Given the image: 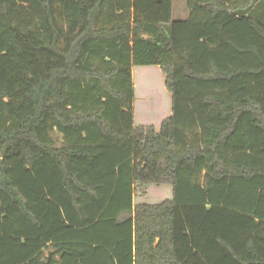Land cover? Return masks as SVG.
Masks as SVG:
<instances>
[{
	"label": "trees",
	"instance_id": "16d2710c",
	"mask_svg": "<svg viewBox=\"0 0 264 264\" xmlns=\"http://www.w3.org/2000/svg\"><path fill=\"white\" fill-rule=\"evenodd\" d=\"M187 8L0 0V264H264V0ZM137 66L166 75L159 131ZM150 184L173 199L135 206Z\"/></svg>",
	"mask_w": 264,
	"mask_h": 264
},
{
	"label": "rangeland",
	"instance_id": "374dc122",
	"mask_svg": "<svg viewBox=\"0 0 264 264\" xmlns=\"http://www.w3.org/2000/svg\"><path fill=\"white\" fill-rule=\"evenodd\" d=\"M188 17L187 0H173V21H185ZM134 72V124L153 126L159 131L172 115V95L166 87V75L158 66H137ZM136 197L137 203L157 205L173 199V187L150 184L139 187Z\"/></svg>",
	"mask_w": 264,
	"mask_h": 264
},
{
	"label": "crops",
	"instance_id": "0c3cea01",
	"mask_svg": "<svg viewBox=\"0 0 264 264\" xmlns=\"http://www.w3.org/2000/svg\"><path fill=\"white\" fill-rule=\"evenodd\" d=\"M134 68H135V67H134ZM134 68H133V82H135V72H134ZM134 86H135V83H134ZM136 198H137V197L135 196V198H134V204H135V206L141 204V203H137Z\"/></svg>",
	"mask_w": 264,
	"mask_h": 264
}]
</instances>
